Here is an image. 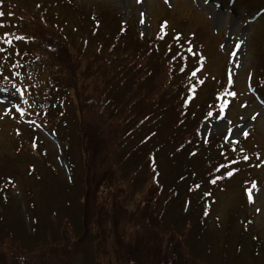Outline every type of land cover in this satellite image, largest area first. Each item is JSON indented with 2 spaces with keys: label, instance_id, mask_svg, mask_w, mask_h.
<instances>
[{
  "label": "trees",
  "instance_id": "1",
  "mask_svg": "<svg viewBox=\"0 0 264 264\" xmlns=\"http://www.w3.org/2000/svg\"><path fill=\"white\" fill-rule=\"evenodd\" d=\"M64 1L71 7L72 0ZM31 3V0L20 3L0 0V12L3 13L0 16V25L3 26L0 28L7 35L4 41L0 37V52L6 48L11 57L9 48L13 54L18 51L16 57L12 56V65L16 64L14 73L9 75L12 83H19L30 76L38 78L37 70L31 71L37 65L50 72L46 79L39 81V89L46 90L41 101V109L46 115L39 113L38 116L62 142L61 151L67 159L71 181L61 178L58 172L50 175L49 170L41 171L39 167L29 164V159L18 157L21 162L17 163L27 166L26 174L22 173L17 170L16 163L7 166L15 158L7 154L1 156L0 237L19 241L21 234L38 252L41 250L45 253L56 248L55 251L63 253V257L69 251L86 248L90 243L103 261L117 258V249L122 245L119 235L121 228L138 225L141 229L136 219L140 212L124 210L135 200L134 207L144 206L146 209L143 212L145 218L141 221L143 228L162 226L165 214L171 213V224L166 229H176V234L169 239L170 245L166 246L167 252L171 251L173 255L169 264L200 263L189 257H179L180 248L176 251L182 240L189 244V227L194 226L199 217L202 222L200 237L219 262L224 263L228 249L235 254L249 253L256 259L254 264H264V246L261 243L264 239L254 232L257 227L251 213L245 214L239 208L236 210L243 213L229 210L226 218H214L215 225L210 227L211 209L216 201L213 193L224 191V180H228L230 175L225 170L220 178L216 173L208 176L202 164L195 161L199 155L198 148L204 145L210 158H214L217 164L215 172L218 167L223 169L230 166L231 156L225 159L230 148H222L217 137L206 142L200 136L201 126L210 114L213 103L206 106L204 103H192L198 95L197 88L202 87L195 82L191 73L199 63L194 54L197 51L196 43L184 41L180 34L169 39L160 29L157 30V37H135L133 31L131 34L129 32L128 22L117 20L115 24L116 14L110 9L100 10L103 13L97 15L74 6L77 12H70L73 20L69 21L64 15L55 14L61 9L57 3V7L52 4L44 6L36 0L32 7ZM47 13L55 15L49 16ZM48 17L52 21L49 22ZM37 26L47 28L53 35L49 40L55 42L56 58L64 60L65 66L59 64L58 67L57 63L49 66L42 63L39 56L33 57L42 35L33 34ZM78 30H83V34L79 36ZM76 35L79 39L77 50L73 42ZM17 36L24 39H16ZM134 42L135 50L130 48ZM25 54L26 60L21 59ZM83 59L89 63H82ZM56 72L59 73L58 77L55 76ZM68 72L78 73L83 83L91 81L87 86L86 101L90 106L94 104L99 112L87 121L83 117L86 116L85 112L78 107L75 133L72 123L60 117L67 115L72 102L66 85L61 81ZM42 74L44 76V70ZM134 76L137 78L132 83ZM128 85L132 87L125 90ZM39 97L35 93L36 103H40ZM63 123L65 127H62ZM84 128L94 131L91 143L84 139ZM17 132L18 139L28 140L21 141V146L25 143L37 144L35 139L29 138V134L33 133L30 129ZM89 146L94 148V153ZM38 151L43 152L44 148ZM97 156L100 157L98 163L95 162ZM180 157L187 160L186 167L178 162ZM204 164L213 163L205 159ZM205 175L207 183L203 180ZM49 179L54 184H49ZM14 180H18L22 189L29 219L28 232H22L21 209L9 195L8 190ZM104 186L109 187L112 193L108 199H99L98 194ZM57 190L66 194L59 195ZM184 204L192 205L193 209L182 215ZM167 205L172 207L164 209ZM106 215L119 218L116 224L117 219L112 221L116 236L110 241H114V245L108 243L110 251L105 245L110 235L105 226ZM156 227L143 230L144 235L154 236ZM249 244L252 246L251 252L246 249ZM132 251L138 253V250ZM167 252L158 256L159 261L169 256ZM229 255L233 258V254Z\"/></svg>",
  "mask_w": 264,
  "mask_h": 264
},
{
  "label": "rangeland",
  "instance_id": "2",
  "mask_svg": "<svg viewBox=\"0 0 264 264\" xmlns=\"http://www.w3.org/2000/svg\"><path fill=\"white\" fill-rule=\"evenodd\" d=\"M5 1L20 3L27 0ZM31 1V6L34 7L35 0ZM72 1L71 7H69V5L64 3V0L63 2L61 0H36V2L42 3L44 6L52 4L57 7V3L61 9L55 14L64 15L69 21L73 20L70 12H77L74 6L97 15L103 13L100 10L110 9L116 14L115 24H117V20L122 23L128 22L130 24L129 32L131 34L133 31L135 37L136 35L149 37L147 39L152 38V35L157 37V30L160 29L167 34L165 36L169 39H172L174 35L180 34L184 41L190 40L196 43L197 51L194 54L199 63L191 73L195 82L202 87L197 88L198 95L192 103L195 105L204 103L205 106L213 103L210 114L201 126L200 136L206 142L217 137L219 145L222 144V148H230V153L227 157L225 156V159L231 156L230 166L227 165L223 169L218 167L217 170L219 172L217 170L215 172L214 169L217 164L214 158H210L209 152L206 151L204 145L198 148L199 155L195 161L200 165L202 164L204 171L208 172V176L216 173L217 178H220L225 170L231 173L230 178L224 180L227 183V185L226 183L224 185V191L222 193L217 191L218 194L213 193L216 201L211 209L210 227L215 225L214 218H226L227 211H238L236 209L239 208L244 210L245 214L247 212L253 215V221L257 227L254 232L259 236H263L262 238L264 239V0H234L233 2H230V0H167V2L166 0H140V2H137V0ZM141 13L144 14L143 17ZM47 14L49 16L55 15ZM141 19H143V23H141ZM48 21L52 20L48 17ZM39 33H42L41 41L40 45L36 46V52L33 53V57L39 56L42 63H47L49 66H53L54 63H57L58 67L59 64L65 66L63 64L64 60L61 61L56 58L55 42L49 40L52 34L47 31V28L37 26L33 34L39 36ZM81 34H83V30H78V35L80 36ZM73 42L74 49L77 50L79 48L77 35L73 38ZM127 42L131 43L132 41ZM134 44L135 42L130 45V48L135 50ZM31 47L33 45L29 46V48ZM2 49L4 51L0 52V88L13 90L12 86L15 85L24 92L23 97L19 100V107L23 109L24 114L21 115L20 112L16 111L15 107L9 110L7 105L0 103V157L7 154L15 158L13 162H9L8 165L5 164L10 167L16 163L17 170L22 173L26 174L27 166L17 163L21 162L17 159L18 157L24 160L26 158L29 159V164L39 167L41 171L49 170L50 175L58 172L61 178L71 181L67 159L60 150L61 142L59 138L38 122L39 118L36 115L38 107L40 108V114L46 115L44 114L45 111L41 109L42 107L35 102L34 97L35 93L41 97L45 94L46 90L43 91L44 88L39 89V81L46 79V75L49 76L50 72L46 69H41L37 65L31 71L37 70L38 78L33 79L34 77L30 76V78L26 77L19 83H12L9 75L14 73L16 65L15 63L12 65V56L16 57L18 51L14 52V54L10 51L11 57H9L7 49ZM70 50L73 49L70 48ZM6 56L8 57L6 58ZM165 58L164 56V61ZM21 59L26 60V54ZM129 61H132V59H129ZM37 63L39 62L37 61ZM82 63L89 62L85 59ZM43 70L44 76L42 74ZM193 73L195 74L193 75ZM34 74L36 75V72ZM55 76L58 77L59 73L56 72ZM5 77H8V79H5ZM81 78L78 73L72 72H68L62 77L61 81L66 85L72 102H70V105L68 104L67 115L62 117L60 114H56L60 115L61 118H67L65 121L72 123L71 127L74 133L75 115L78 107L85 112L86 116L83 117L87 121H90L89 119L98 112L94 104L90 106L89 102L86 101L87 86L91 81L83 83ZM135 78L137 77H133L132 83ZM130 87L132 86L128 85L125 90ZM3 95V93H0V96ZM25 101L28 102L25 103ZM52 104L54 103L52 102ZM6 112L8 114H5ZM52 113L55 112L52 111ZM253 116H255L254 120L252 119ZM51 121L53 120L51 119ZM55 121L57 122V118ZM213 124L218 125V127L212 128ZM62 125V127H65L64 125L66 124L63 123ZM26 128L36 129L39 132L41 136L40 139L36 140L37 144L25 143L24 146H21V141L23 140L18 139L17 131ZM242 129L248 132L246 137L243 135ZM93 132L91 128H84V139H88L91 143ZM31 134L29 138L34 139ZM103 136L107 137L105 134ZM206 142L204 143L206 144ZM42 148H44V151L39 152L38 150ZM89 149L94 153V148L89 146ZM204 155L206 156L204 157ZM233 155L235 156L232 158ZM245 156L248 157L247 160L243 159ZM205 159L210 160L213 164L203 165ZM99 160L100 157L97 156L95 162L98 163ZM178 162L186 167L187 160L185 158L180 157ZM206 178L207 175L204 176V182ZM49 184L54 183L49 179ZM8 191L11 199L21 209L22 218L24 217L22 232H28V216L24 209L25 203L22 202L21 198L22 189L16 183L11 185ZM18 191L20 192L18 193ZM57 193L59 195L66 194L59 190H57ZM111 193L112 190L104 186L103 190L98 194L99 199H108ZM145 195L147 196L148 193ZM134 205L135 200L134 204L124 207V210L134 213L140 212L136 219L141 229L138 225L128 229L126 227L121 228L119 235L122 245L121 248L117 249L119 252L117 258L112 257L103 261L97 255V252L95 253L94 245L90 243L86 248H77L75 252L73 250L72 252L69 251L66 257H63V253L55 251L56 248L52 249V251L47 250L45 253L41 252V250L38 252L37 248L32 247L31 243L19 234V241L10 237H0V264H169L173 255L171 251L167 252L166 246L170 243L169 239L176 234V229H166V226L171 224V213L165 214L162 226H153L156 227L154 236L151 234L144 235L143 230L152 229L153 227L143 228L141 226L142 218H145L143 212L146 209L144 206L136 208ZM169 207L172 206H164V209ZM191 208L193 209L192 205L184 204L182 215L187 214ZM105 210L108 211V208L105 207ZM44 213L46 214V211ZM115 219H117L114 223L116 224L118 217L106 215L104 218V221H107L105 226L110 234L105 240L107 242L105 244L107 251L111 249L109 244L114 245V241L111 243L110 241L116 236L112 225V221ZM155 219L157 220L158 217L156 218L155 216ZM201 223L199 217L195 221V225L189 227V244L182 240L176 248V251L180 248L179 257L185 259L189 257L200 262L199 264H254L253 262L256 259L253 255L249 256V253L241 252L237 254L230 253L228 249L224 263L219 262L215 254L212 251H208V245L200 237ZM66 242L68 243V240ZM261 243L264 246V242ZM246 249L251 252L252 246L249 244ZM132 250H138L140 255H138L137 251ZM164 252H167L169 256L159 261L158 256ZM229 254H233V258Z\"/></svg>",
  "mask_w": 264,
  "mask_h": 264
},
{
  "label": "snow or ice",
  "instance_id": "3",
  "mask_svg": "<svg viewBox=\"0 0 264 264\" xmlns=\"http://www.w3.org/2000/svg\"><path fill=\"white\" fill-rule=\"evenodd\" d=\"M137 2H140V0H137ZM167 2V0H166ZM3 13L0 12V16H2ZM143 13H141V16L143 17ZM141 23H143V19H141ZM3 26V25H0ZM16 39H24V37H20L17 36ZM9 44H11V42H8ZM183 69H181L182 71ZM195 73H193L194 75ZM5 79H8V77H5ZM13 90H10L8 88H0V93H3V96H0V103L7 105V108L10 110L11 108L15 107L16 111L20 112L21 115L24 114L23 109H21L19 107V100L21 99V97H23L24 92L20 89L17 88L15 85L12 86ZM28 101H25V103H27ZM5 114H8L7 112ZM252 119H255V116L252 117ZM242 133L243 135L246 137L248 135V132L246 130L242 129ZM244 160H247L248 157L245 156L243 157ZM229 175H231V173H228ZM215 181H213L214 183Z\"/></svg>",
  "mask_w": 264,
  "mask_h": 264
},
{
  "label": "bare ground",
  "instance_id": "4",
  "mask_svg": "<svg viewBox=\"0 0 264 264\" xmlns=\"http://www.w3.org/2000/svg\"><path fill=\"white\" fill-rule=\"evenodd\" d=\"M211 127L215 129L216 127H218V125L213 124Z\"/></svg>",
  "mask_w": 264,
  "mask_h": 264
}]
</instances>
